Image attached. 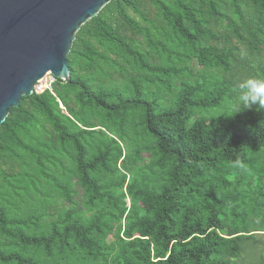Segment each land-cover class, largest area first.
<instances>
[{"label": "trees", "instance_id": "1", "mask_svg": "<svg viewBox=\"0 0 264 264\" xmlns=\"http://www.w3.org/2000/svg\"><path fill=\"white\" fill-rule=\"evenodd\" d=\"M67 60L0 125V264H264V0H111Z\"/></svg>", "mask_w": 264, "mask_h": 264}, {"label": "water", "instance_id": "2", "mask_svg": "<svg viewBox=\"0 0 264 264\" xmlns=\"http://www.w3.org/2000/svg\"><path fill=\"white\" fill-rule=\"evenodd\" d=\"M111 0H0V125L46 74L69 81L80 27Z\"/></svg>", "mask_w": 264, "mask_h": 264}, {"label": "clouds", "instance_id": "3", "mask_svg": "<svg viewBox=\"0 0 264 264\" xmlns=\"http://www.w3.org/2000/svg\"><path fill=\"white\" fill-rule=\"evenodd\" d=\"M237 99L238 109L264 108V79L248 78L244 80L238 86Z\"/></svg>", "mask_w": 264, "mask_h": 264}, {"label": "built area", "instance_id": "4", "mask_svg": "<svg viewBox=\"0 0 264 264\" xmlns=\"http://www.w3.org/2000/svg\"><path fill=\"white\" fill-rule=\"evenodd\" d=\"M50 79L46 84H42L41 81L36 85V92H42L44 89H51V84L55 80V77L49 74Z\"/></svg>", "mask_w": 264, "mask_h": 264}, {"label": "rangeland", "instance_id": "5", "mask_svg": "<svg viewBox=\"0 0 264 264\" xmlns=\"http://www.w3.org/2000/svg\"><path fill=\"white\" fill-rule=\"evenodd\" d=\"M49 79H50L49 74H46V76L41 80V83H42V84H46V83L48 82ZM258 238L261 239V241L263 242V243L261 244V246H262V245L264 244V233H260V234L258 235Z\"/></svg>", "mask_w": 264, "mask_h": 264}]
</instances>
